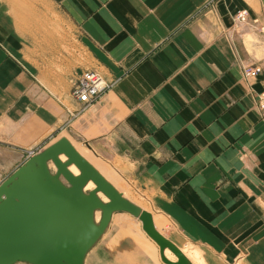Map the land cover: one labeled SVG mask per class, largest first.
Masks as SVG:
<instances>
[{"label":"crops","instance_id":"obj_1","mask_svg":"<svg viewBox=\"0 0 264 264\" xmlns=\"http://www.w3.org/2000/svg\"><path fill=\"white\" fill-rule=\"evenodd\" d=\"M45 1L57 31L30 17L0 34V170L65 137L176 244L212 261L264 253V0ZM87 69L110 86L81 112L70 90Z\"/></svg>","mask_w":264,"mask_h":264},{"label":"water","instance_id":"obj_2","mask_svg":"<svg viewBox=\"0 0 264 264\" xmlns=\"http://www.w3.org/2000/svg\"><path fill=\"white\" fill-rule=\"evenodd\" d=\"M72 165L79 174L69 170ZM89 182L94 188L85 191ZM116 212L139 218L165 264H190L157 231L152 214L127 200L65 137L33 151L0 183V264H84ZM165 249L177 257L176 262L164 258Z\"/></svg>","mask_w":264,"mask_h":264},{"label":"rangeland","instance_id":"obj_3","mask_svg":"<svg viewBox=\"0 0 264 264\" xmlns=\"http://www.w3.org/2000/svg\"><path fill=\"white\" fill-rule=\"evenodd\" d=\"M0 9H3V11L0 12V17H3L5 19L8 18L9 19L8 26L10 27V28L5 29L3 28V26L2 27L0 26V34H2V36L4 32L7 34L6 32L7 30L10 33H12V28L14 26V19L18 20V26L20 22L19 20L23 19L22 28L23 30L27 32L29 31L28 30L29 25L28 23L27 24L25 23L26 21L27 22L30 21V17H38L37 21L39 22V24L41 21L44 22L43 24H45V21H48L49 30L57 31L59 28L58 27L59 26L58 17L54 13L51 12V7L45 0H0ZM53 14H54V17H52ZM39 30L40 29H38V31ZM54 40L55 42L60 41L61 43V39L57 40L56 38H54ZM64 40L68 42L67 38H64ZM49 48L51 52L57 53V51L52 47V45L49 44ZM74 53H77V48L71 45V49H70L71 58L74 57ZM81 61L83 60H80V62ZM85 61L87 62L86 64L88 65L91 63L90 60L88 59H86ZM74 62L77 64L78 60L72 61V59H70L69 63L71 67ZM81 63L83 64L84 62H81ZM57 68H61V66H58L57 64ZM9 147L11 146L9 145ZM9 147L6 149L10 151H16L13 148H9ZM27 158L28 156L26 157V159ZM2 166L3 164L0 167ZM9 175H10V172H5L4 170H0V183L4 181ZM107 178L113 184H116L131 199H133L134 201L138 203H141L145 208H147V206L143 204L142 201L136 199L131 194V192H129V186L125 182H120L119 180L115 181L109 178L108 176ZM122 215L124 217H122ZM154 217L159 224V228L164 233V229L167 228L166 222H162L158 220V216H154ZM131 219L133 221H131ZM110 223H111V227L109 228L107 235L105 236V238L102 240L101 243L98 242L99 244H96L91 249L92 251L90 252L89 256L86 258L84 264H163L160 260L156 262L155 257H156L157 252L155 248L150 243H148L147 240H145L139 233L134 232L135 233L134 234L133 231L130 230L131 226L132 225L134 226L135 224L133 216L129 214L125 215L124 212H116L115 219H113V222H110ZM109 243L112 246L111 250L110 249L108 250L106 246V244H109ZM118 251H122L124 254V257L122 256L116 257V254ZM139 251H141V254L139 253ZM146 252L149 254L147 258L148 262L147 260H145V256H144V253ZM213 258H214L213 261L211 259H208V261L210 262L215 261L214 264H264V253H260L256 255L246 254L244 255V257L241 256V258H238L237 260L236 259L231 260V261H227L221 256H214ZM15 264H28V263L17 262Z\"/></svg>","mask_w":264,"mask_h":264},{"label":"bare ground","instance_id":"obj_4","mask_svg":"<svg viewBox=\"0 0 264 264\" xmlns=\"http://www.w3.org/2000/svg\"><path fill=\"white\" fill-rule=\"evenodd\" d=\"M78 151V150H77ZM81 151V150H80ZM6 153V156H8L9 158H5V160H6V164L7 165H10V164H12V163H14V162H17V161H19L20 159H21V154H19V153H15V152H12V153H9L8 151H6L5 152ZM80 153V152H79ZM83 157H84V154H86V151H84L83 152V154H82V152L80 153ZM88 154V153H87ZM86 156V155H85ZM88 157V156H87ZM61 159L63 160L64 159V156H62L61 157ZM49 168L53 171L54 169H55V167H54V165L50 162L49 163ZM70 171L74 174V175H77V174H79V171H78V169L75 167V166H71L70 167ZM104 173V172H103ZM104 175V174H103ZM107 175V174H106ZM110 177V176H109ZM106 178V177H105ZM107 180H108V178H106ZM109 181V180H108ZM110 182V181H109ZM120 193H122V195L127 199V200H129L130 199V197L127 195V194H125L116 184H113L112 182H110ZM121 187V186H120ZM94 188V184L92 183V182H89L88 184H87V186L85 187V191H88V190H92ZM99 197L104 201V202H107V198L103 195V194H101V193H99ZM130 201V200H129ZM133 201V200H132ZM131 201V202H132ZM134 202V201H133ZM132 202V203H133ZM136 202H134V204H135ZM136 205V204H135ZM138 206V205H137ZM138 207H140V206H138ZM141 208V207H140ZM142 209V208H141ZM144 210V209H143ZM146 211V210H145ZM148 212V211H147ZM124 214L126 215V214H129V213H127V212H124ZM130 215V214H129ZM115 216H116V213H114L113 215H112V218H111V221L110 222H113V219H115ZM132 216V215H131ZM122 217H124L123 215H122ZM134 217V216H133ZM99 219H100V212L98 211V212H96V214H95V220L98 222L99 221ZM130 219V218H129ZM152 219H153V224H154V226H155V228L157 229V231L161 234V235H163L162 233H161V229L159 228V224H158V222H156V219H155V217L154 216H152ZM131 221H133L132 219H131ZM134 221H135V224H134V226L132 225L131 226V229H130V227H129V229L130 230H132L133 231V233L135 232V233H139L145 240H147V242L148 243H150L154 248H155V250H156V262L158 261V260H160L163 264H165L163 261H162V258H161V254H160V250H159V247H158V245L155 243V241H153L146 233H145V231L142 229V222L139 220V218H137V217H134ZM110 226L108 227V229H107V231L103 234V236L101 237V239L98 241L99 243H101L102 242V240L105 238V236L107 235V232L109 231V228L111 227V223L109 224ZM131 231V232H132ZM130 232V233H131ZM134 233V234H135ZM135 236H137V235H135ZM164 236V235H163ZM165 237V236H164ZM166 239H168V237H165ZM133 239V238H132ZM129 240V239H128ZM169 241H171L175 246H177L178 248H179V250L181 251V253L185 256V258L188 260V262L190 263V264H214L215 262H210V261H208V260H206V258H205V256L202 254V252H201V250L200 249H198V248H196V247H194L193 245H191L190 243H186V244H176L175 242H173L172 240H170V239H168ZM99 243H97V244H99ZM149 244V245H150ZM122 245V244H121ZM106 246H107V249L109 250H111V248H112V246H111V244L109 243V244H106ZM121 247V246H120ZM133 248V247H132ZM144 250V249H143ZM92 250H90L89 251V253L86 255V258L89 256V254H90V252H91ZM111 252V251H110ZM144 252V251H143ZM139 253L141 254V251H139ZM148 253L146 252V253H144V256H145V260H147V262H148ZM163 256H164V258L165 259H167V260H169L170 262H176L177 261V257L169 250V249H165V251L163 252V254H162ZM124 257V254H123V252L122 251H118L117 252V254H116V257ZM86 258H85V260H86ZM150 258V257H149ZM151 259V258H150ZM144 261V260H143ZM85 262V261H84ZM146 262V261H145Z\"/></svg>","mask_w":264,"mask_h":264},{"label":"built area","instance_id":"obj_5","mask_svg":"<svg viewBox=\"0 0 264 264\" xmlns=\"http://www.w3.org/2000/svg\"><path fill=\"white\" fill-rule=\"evenodd\" d=\"M235 18L239 23L246 22L248 20L247 12L241 10L237 12ZM260 69L261 68L256 65L247 66L244 70V75L247 78H253ZM109 86L110 84L99 71L87 69L82 71L73 81L70 95L75 101L81 104L80 111L82 112L96 102ZM256 103L259 113L264 120V91L258 94ZM78 113L79 112H74L72 115L75 116Z\"/></svg>","mask_w":264,"mask_h":264}]
</instances>
